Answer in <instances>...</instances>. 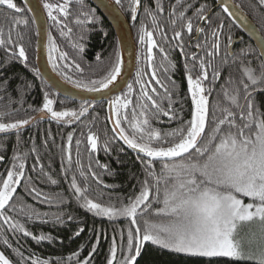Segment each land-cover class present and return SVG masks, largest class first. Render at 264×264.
Returning a JSON list of instances; mask_svg holds the SVG:
<instances>
[{
    "label": "trees",
    "instance_id": "trees-1",
    "mask_svg": "<svg viewBox=\"0 0 264 264\" xmlns=\"http://www.w3.org/2000/svg\"><path fill=\"white\" fill-rule=\"evenodd\" d=\"M14 2L22 9L20 13L8 9L7 6H0L2 29L0 38L7 40L11 33L13 41L7 46L13 51L0 47V123H15L18 120H29L30 123L42 112L46 94L54 102L52 105L54 111H75L79 115L82 105L57 96L41 79L36 67L35 22L21 0ZM41 2L43 5L45 0ZM48 2L63 3L64 0ZM123 4L120 11L127 14L128 2L125 0ZM68 11L67 17L54 11L53 14L61 21L60 24H56L49 19L45 9L49 35L59 49L52 53L59 67L54 68L49 58L50 65L64 82L76 89L89 91L91 82L104 79L114 66L117 54L120 57L119 44L112 27L88 0H82V3L71 0ZM245 12L264 38V7L254 3V6ZM13 17L21 21L27 20L28 23L16 25L13 23ZM230 26L229 34L232 35L238 27L232 23ZM62 31L64 35H61ZM21 36L23 39H20ZM16 45L24 46L27 61L19 58V49L15 47ZM242 51L245 58L241 57ZM61 52L67 53L65 59L59 58ZM223 57V55L220 58L216 57L213 63V70L219 72L221 79L219 84H215L214 91L208 95L210 114L214 113L217 118H222V109L228 108L237 114L236 123L242 125L243 121L239 118L240 108L229 97L239 87L237 103L245 105L240 81L244 80L246 83L249 81L244 69L250 67L258 75L264 64L259 52L248 39L236 47L233 58L227 56V60H224ZM76 64L80 65L79 70ZM125 96L122 98L125 99ZM253 100L260 112L264 113V91H255ZM88 107L79 118L65 117L60 121H38L23 132L7 137L0 136V156L3 157L0 159V183L6 177L3 160L7 162V172L18 171V165L21 162L25 164V175L21 178L20 184L16 185L13 198L5 209L0 210V216L11 217L8 224L0 218V249L14 264H33L34 260L47 261V264H82L84 261L88 264H108L114 240L117 248L114 264H121L127 251L128 230L131 227L134 232L135 225L130 223V218H108L89 211L83 206L84 200L77 197L72 188L73 177L76 178L78 186L87 188L86 195L89 199L104 206L119 207L121 203L127 204L129 199H134L140 194L145 179L152 186L153 195L150 199H154L155 180L147 175L145 164L142 163L151 158H140L123 144L110 124L108 106L94 104L91 111ZM114 111L116 120L117 109L114 108ZM119 111L122 116L127 115V120L122 119L121 127L130 138H135L126 109L121 108ZM211 118L210 115L209 119ZM185 125L186 121L183 123V126ZM222 128L225 131L229 130L227 125H223ZM231 131L235 132L236 129L233 128ZM69 133L72 134L71 164L67 159ZM89 135L97 138L100 147L98 154L90 149ZM161 137L162 139L156 141L152 139L149 143L154 147H167L179 139L166 134H162ZM135 139L139 143H145ZM152 163L154 171L159 174L162 168L161 159H155ZM104 165H107V168L103 167ZM81 172L84 173L83 176ZM92 173H95V176ZM51 180H56V183H51ZM160 187L162 198L163 183ZM37 192L40 193L39 196ZM248 199L244 201L247 203ZM156 207H162V204L154 203L153 208ZM69 216L72 217L71 220L68 219ZM145 219L157 223L167 220L166 217L156 216L151 211L138 215L137 224L142 230ZM12 223L23 225L24 230L31 235L12 229ZM81 228L83 231L76 235ZM41 235L50 238L34 239ZM137 264H256V262L227 257L209 258L177 254L150 242H144L141 255L137 257Z\"/></svg>",
    "mask_w": 264,
    "mask_h": 264
},
{
    "label": "snow or ice",
    "instance_id": "snow-or-ice-1",
    "mask_svg": "<svg viewBox=\"0 0 264 264\" xmlns=\"http://www.w3.org/2000/svg\"><path fill=\"white\" fill-rule=\"evenodd\" d=\"M78 2L82 3V0H78ZM120 2L121 0H116L117 4H120ZM180 2L181 0H177L178 5ZM258 2L260 5H264V0H258ZM70 3L71 0H64L63 3H50L45 0L43 7L47 10L49 19L56 24H60L61 21L53 13L58 11L67 17ZM139 4L140 0H133V20L136 19L135 12ZM0 6H7L8 9L14 10L16 13L22 11L14 0H0ZM162 10L157 5V11ZM145 11L152 16L154 28L160 29L155 14L147 8ZM225 11H228L227 7H225ZM203 12L204 6H201L198 10L199 18L201 20L208 19L203 15ZM84 15H87V13H84ZM171 15L176 17L172 20V24L175 25L177 19L184 18L185 13L180 11L178 16H176L174 7ZM12 20L16 25L20 23L27 25L28 23L27 20L21 21L15 19V17ZM183 27L187 29L188 33H191L193 31L192 20L189 19ZM219 27L222 28L223 24L221 23ZM196 30L198 32L204 31L203 28H197ZM70 31L71 29H69ZM0 34H2V29H0ZM61 35H64L63 31ZM161 35L166 37L164 32H161ZM212 36L215 37L211 45L213 51L207 52L208 57H214L220 47L217 32L213 31ZM173 38L180 41L178 47L183 51L182 31H174ZM20 39H23V37L21 36ZM48 39L49 58L53 62V67L57 68L59 65L55 63L56 58L52 53L59 51V49L51 35H49ZM139 39L141 43L147 42V59L151 61L153 59L152 50L157 47V42L153 39V32L147 31L142 25ZM12 43L11 33H9L7 40L0 38V47H4L7 51H13V49L7 47L8 44ZM15 47L19 49V58L27 61L28 57L24 46L16 45ZM196 47L199 48L201 46L197 44ZM160 51L163 52V49L161 48ZM66 57L67 53H60V59H65ZM97 59H100L99 55ZM192 59L196 60L197 57L194 55ZM261 59L264 60V56ZM120 65V57L117 54L114 66L105 78L99 81H92L91 87L87 85L85 87H88L89 91H99L100 89L108 88L120 75ZM75 66L79 70L80 65L76 64ZM210 66V61L206 64L201 59L199 62L201 75L195 79L191 74V70H188V90L193 104L191 120L187 121L185 126L167 134L179 137L178 140L167 147H153L151 143H139L135 138H130L125 133V129L121 127V121L122 119L127 120V115L124 114L122 116L119 109H127L131 101L117 97L112 102L117 109V118L113 131L119 129L120 139L128 147L138 149L139 153L151 158L147 161H142V163L145 164L147 175L155 180L154 199H150V196L153 195L152 186L145 179L140 194L134 199H129L127 204L121 203L119 207L115 205L104 206L89 199L86 195L87 188L78 186L75 177L72 179V188L75 194L84 200L83 206L89 211L95 212L97 216L108 218H130V223L135 225L134 232L131 227L128 230L127 251L121 264H137V257L141 255L144 242H150L152 245L177 254L209 258L227 257L237 260L250 259L254 260L256 264H264V246H261L255 253L246 252L242 238L238 239L242 225L253 221H259L262 225V232H264V113L260 112L253 100L255 91H264V65L261 66L262 71L258 75L250 67L244 69L249 81V83L244 82V80L240 81L243 87L245 105L241 106L237 103L240 92L239 87L229 97L240 108L239 118L243 121L242 125L236 123L237 114L228 108L222 109V118H217L214 113L210 114L208 95H206V89L202 83V81L208 79L207 68ZM153 76H155V73H153ZM214 76L218 77L219 72L214 71ZM156 82L160 83L159 80ZM128 87L131 91L132 86L129 85ZM152 91L155 92L156 89L153 88ZM165 93L170 98L171 94L168 93V89H165ZM225 95L227 96L228 93L226 92ZM142 96L146 101L151 102V106L157 110V113L170 116L171 105H169L168 110H163L157 100L149 95L147 91H142ZM53 103V100L49 99L46 94L41 111L44 112L46 110L56 120H62L65 117L79 118V115H83L84 111H87L83 106L79 115L75 111H54L52 108ZM137 107L141 109L139 115L143 119L137 120L132 127L136 132L143 133L145 126L149 124L147 115L149 105L148 103H140ZM210 115L211 119H209ZM28 123L29 120L0 123V132L19 129ZM223 125H227L229 130L225 131L222 128ZM233 128L236 129L235 132L231 131ZM148 138L149 141L153 138L162 139L160 133L155 131L148 132ZM141 139H143V136H141ZM68 141L69 151L67 159L69 164H71V133L68 135ZM88 141L91 144V148L95 150L97 138L94 135H89ZM164 143H167V141H164ZM0 159H3V157L0 156ZM155 159H161L162 161V168L159 174L154 171L152 161ZM13 167L15 168L16 165ZM103 167L107 168V165ZM18 168V171L9 170L7 177L0 183V210L5 209V206L13 198V194L16 192V185L20 184L21 178L25 175V164L23 162L18 165ZM81 175L83 176L84 173L81 172ZM92 175L95 176V173H92ZM51 183L55 184L56 180H51ZM161 183H163L162 198ZM32 191L36 190L32 189ZM36 194L37 196L40 195L39 192ZM242 197L249 198L250 202L245 203ZM154 203L162 204V207L153 208ZM149 211L156 216L166 217V222L157 223L145 219L142 230L137 224V216ZM0 218L3 219L5 224H8L11 220V217L8 216H0ZM68 219L71 220L72 217L69 216ZM11 228L22 231L25 235H31L24 230L23 225L12 223ZM82 231V228L79 229L76 235H79ZM49 238L44 235L38 238L34 237V239L39 240ZM5 243L7 244V240H5ZM121 250H123V246H121ZM93 251H95V246ZM116 253L117 248L114 240L108 264H114ZM0 264H12V261L4 252H0ZM33 264H47V261L38 262L34 260ZM82 264H88V262L84 261Z\"/></svg>",
    "mask_w": 264,
    "mask_h": 264
},
{
    "label": "flooded vegetation",
    "instance_id": "flooded-vegetation-1",
    "mask_svg": "<svg viewBox=\"0 0 264 264\" xmlns=\"http://www.w3.org/2000/svg\"><path fill=\"white\" fill-rule=\"evenodd\" d=\"M112 1L119 8V10H121V6L124 5L123 2L125 0H121L120 4H117L116 0ZM126 1L129 5V12L127 14H123V12L121 13L126 18L133 34L137 50V65L134 77L129 83V85L132 86L131 91L129 90V87H127L126 90L118 97L124 100L122 97L126 95L125 99L131 101V103L128 105V108L126 109L129 118L128 120L131 121V125L135 124L137 120L143 119V117L139 115L141 109L137 107V105L140 103H148L149 108L147 109V115L149 124L145 126V131L143 133L136 132L133 129L132 135L141 142L145 141V143H149L151 141L146 139V137H148V132L155 131L159 132L160 136L162 134L167 135L168 133L183 127L184 121L187 122L191 120L193 104L191 100V94L188 90V70H191V74L195 79L201 75V69L199 68L200 60L203 59L206 64L209 61L211 62V66L207 68L208 79L202 81L203 86L206 89V95H209V91L210 93L213 92L215 84H219L221 79L220 75L217 78L214 76L213 63H215L216 57L220 58L223 55L224 60H227V56L233 58L236 47L241 46L245 39L248 38L239 28L232 35L229 34L231 28L230 25L231 23H234L223 11V9H217L219 6L218 0H181L179 5L177 4V0H140V4L136 8L135 20L132 19L133 0ZM230 1H232L234 5L241 9L245 14V10H248L249 7H253L254 3H257L260 7H264V5L259 4L258 0ZM157 5H159L163 10L157 11ZM201 6H204L203 15L208 18L206 20H201L199 18L198 10L201 8ZM174 7L176 10V16H178L180 11H184L185 13L184 18L177 19L175 25L172 24V20L176 17L171 15ZM146 8L155 14L157 23L160 25V29L154 28L152 16L148 15V13L145 11ZM189 19H191L193 23V31L191 33H188L187 29L183 27V25L186 24ZM221 23L223 24L222 28L219 27ZM142 25L147 31L153 32V39L157 42V47L153 48L152 50L153 59L151 61L147 59V42L145 41L144 43H141L139 39ZM197 28H203L204 31L198 32L196 30ZM174 31H182L183 51H181V48L178 47L180 41L173 38ZM213 31L217 32L220 47L218 53L214 57H208L207 52L213 51L211 47L215 40V37L212 36ZM161 32H164L166 37H162ZM197 44H199L201 47L197 48ZM161 48L163 49V52L160 51ZM194 55L197 57L196 60L192 59ZM241 57L245 58V53L243 51ZM153 73H155V76H153ZM157 80L160 81L159 84L156 82ZM161 85H163V87H161ZM153 88L156 89L155 92L152 91ZM165 89H168V93L171 94L170 98L168 94L165 93ZM50 90L52 89L50 88ZM142 91H147L149 95L153 96V98L157 100V103L160 104L163 110H168L169 105H171L170 116H164L160 113H157V110L151 106V102L144 99L142 96ZM52 92L54 91L52 90ZM54 94L56 93L54 92ZM116 98L117 97L113 98L112 102ZM101 104L108 106L106 103ZM80 105H82L83 108H87V106H89V111H91L94 106L92 103ZM41 114H44V118L38 121H60L52 118L51 114L47 113L46 110L44 112H40L38 116ZM38 116H36L29 124L23 125L19 129H11L7 132H1L0 136L7 137L23 132L25 129L38 122H34ZM141 136H143V139H141ZM153 139L154 141L157 140L155 138ZM89 146L90 149L96 154L100 152V147L98 144L95 150L91 148V144H89ZM151 146L153 145L151 144ZM138 157L143 158L141 156ZM2 163L4 174L7 177V162L3 160Z\"/></svg>",
    "mask_w": 264,
    "mask_h": 264
},
{
    "label": "water",
    "instance_id": "water-1",
    "mask_svg": "<svg viewBox=\"0 0 264 264\" xmlns=\"http://www.w3.org/2000/svg\"><path fill=\"white\" fill-rule=\"evenodd\" d=\"M90 4L105 18L112 27L119 44L121 72L117 80L106 89L99 91H83L72 87L62 81L52 70L48 58V22L43 5L40 0H21L30 12L37 30L36 67L43 81L61 98L68 101L85 104H108L109 121L112 128H115V114L112 99L120 96L128 87L134 77L137 65V50L133 34L126 18L112 0H88ZM217 9H223L231 21L246 35L259 52L260 57L264 56V38L252 20L230 0H218ZM227 7L228 11H225ZM231 13V14H230ZM262 60V59H261ZM264 64V60H262ZM39 115L35 120L44 118ZM119 137V129L114 131ZM125 146L128 145L120 139ZM90 144V143H89ZM132 153L146 157L139 153L138 149L128 147Z\"/></svg>",
    "mask_w": 264,
    "mask_h": 264
},
{
    "label": "rangeland",
    "instance_id": "rangeland-1",
    "mask_svg": "<svg viewBox=\"0 0 264 264\" xmlns=\"http://www.w3.org/2000/svg\"><path fill=\"white\" fill-rule=\"evenodd\" d=\"M243 199H246V197H243ZM244 202L246 203V201ZM239 238H242V242L244 244L246 252H253V253L257 252L261 246H264V232H262V225L260 224L259 221H253L251 223H246L242 225V227L239 230L238 239ZM0 252H2L1 249ZM239 260L255 262L254 260H250V259H239Z\"/></svg>",
    "mask_w": 264,
    "mask_h": 264
}]
</instances>
